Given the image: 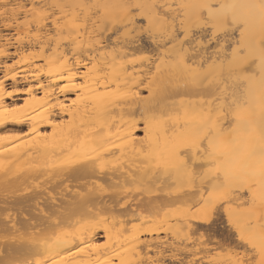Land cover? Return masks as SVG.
Segmentation results:
<instances>
[{
	"label": "bare ground",
	"instance_id": "1",
	"mask_svg": "<svg viewBox=\"0 0 264 264\" xmlns=\"http://www.w3.org/2000/svg\"><path fill=\"white\" fill-rule=\"evenodd\" d=\"M262 130L264 0H0V264H264Z\"/></svg>",
	"mask_w": 264,
	"mask_h": 264
},
{
	"label": "rangeland",
	"instance_id": "2",
	"mask_svg": "<svg viewBox=\"0 0 264 264\" xmlns=\"http://www.w3.org/2000/svg\"><path fill=\"white\" fill-rule=\"evenodd\" d=\"M143 36H144V35H142V37H143ZM143 38H144V37H143ZM144 39H145V38H144ZM69 96H70V97H73V94H70ZM18 103L20 104V101H19ZM10 173H11V172H10ZM16 173H17V172H16ZM16 173H13V175L15 174L14 178H13L12 176H10V175H12V173H11V174H7V177L9 176L10 178H9V179L7 178L6 181H7V180H9V182H11V181H12V182H16V181H18V182H20V183H16V184H17V185H18V184H19V185H20V184L22 185L24 182H21L22 180L18 177V175H16ZM3 174H4V173H3ZM2 178H3V177H1L0 180H1ZM4 178H5V177H4ZM12 179H13L14 181H13ZM29 179H30V178H29ZM32 179H33V180H29V181H32L33 184H31L30 182H27V183H26L27 186L29 187V184H31V185H35L36 183H38V184H36V186H38V185H39V182H36V181H35V178H32ZM10 180H11V181H10ZM26 180H27V179H25L24 181H26ZM1 181H3V179H2ZM27 181H28V180H27ZM34 181H35V182H34ZM37 181H38V180H37ZM9 182H8V183H9ZM1 183H2V182H0V184H1ZM4 183H5V182H4ZM26 184H23L24 187H22L23 185H22V186L20 185L22 188H21V187L19 188V186H17L18 188L15 189V190H18V191H17L18 194H19V189H20V193H22V192L24 193V192H25V193L27 194V191H28L30 188L28 189L27 186L25 187ZM1 186H4L3 189H2V190H4L5 185H2V184H1ZM1 186H0V187H1ZM30 187H33V186H30ZM1 188H2V187H1ZM1 188H0V192H3V191H1ZM12 188H14V186H13ZM12 188H11V189H12ZM15 188H16V187H15ZM23 188H27V189H25L26 191H25ZM33 188H35V187H33ZM6 189H7L6 192L8 193V196H7V193H5V192H3V193H5L6 198L3 197V196L1 197V195H0V198H1V199L3 198V200H2L3 202H1V204L3 203L2 205H4L5 202H6L5 204L8 205L9 202L11 203V201H12L13 198H14V200H16V199L18 200V199H19V198H18L19 196L15 193L16 191L13 192L14 190L12 189L13 191L11 190V192H8L9 187H8V188L6 187L5 190H6ZM21 189H23L22 192H21ZM5 190H4V191H5ZM9 190H10V189H9ZM137 190H138V192H139V189H137ZM29 191L32 192L33 189L31 188V190H29ZM131 191H132V190H131ZM133 191L136 192V189L133 190ZM133 191H132L131 194L134 193ZM140 191H142V190H140ZM30 192H28V193H30ZM156 192H158V191H156ZM139 193H145V192L143 191V192H139ZM14 194H15V195H14ZM2 195H3V194H2ZM5 195H4V196H5ZM19 195H20V194H19ZM21 195H22V194H21ZM140 195H142V194H140ZM16 196H17V197H16ZM132 196H133V195H132ZM132 196H131V197H132ZM134 196H139V195H136V193H135ZM8 197H10L11 200H10ZM4 198H5V199H8V200L4 201ZM1 199H0V201H1ZM130 199H131V198H130ZM14 200L12 201V203L14 202ZM6 205H4V206H1V205H0V207H1V208H0V215H3V210H5V209H6L5 212H6V213L9 212L10 215L12 214V212L14 213L13 216H14V215H15V216H18V215H19V213L16 214V210H17L18 208H16V207L14 206L15 211H12V210H8V209H7L8 206L5 207ZM13 205H14V204H13ZM167 205H169V204H167ZM171 206H172V205H171ZM3 207H4V208H3ZM10 207L13 208L12 205H11ZM142 207H143V206H142ZM142 207H141V208H142ZM174 207H175V206H174ZM221 207H222V204H220V206H218V207H217V210L214 212V216H215V218H214V217H213V218H212V217L210 218V219H213V222H214V223L212 222V220H211L210 222L208 221L209 223L212 222V224H209V223L207 222L208 225H207V223L204 224V226L201 227L202 229H201V228H200V229H197V231H194V233L192 232L191 235L189 234L190 236H186V235H185V236H183V237H181V238L179 237V238L176 239V241H175V238L172 237L171 234H170V235H166V234H168V232H166V233H165L166 237H163V236H165L164 233H160V234H159V235H160V238H161V235H162V234H163V235H162V239H163V238H164V239L167 238V240L170 241L169 239L172 238V242L170 241V242L167 243V245H169V246H167L168 248H169L170 246H171V247L173 246V245H170V244H174V245H175V242L178 243V242H180V241H182V240H184V243L181 242V244H183V245H179V243H178V244H177L178 247H180V246L183 247V246L188 245V244H189V245H191V244L193 245L194 243H191V242L194 240V239L192 240V237H193L192 235L196 236L197 238H199V236H200V238H201V237H202L201 235H202L203 233H204V234L206 233L205 235L203 234L204 237H206L208 234H212V235H214L215 233H218L217 235H214V236H212V237H213V238H214V237H216V238L219 237V238L217 239V243H218V244L221 242L219 245H223V244H224L223 246H225L226 243H227V244H232V242H234V241L236 242V241H237V239H236L237 237L234 236V235H236V234H235V232H232V231H234V229L231 230V228H233V227L231 226V224L229 223V224H230V226H229V224L226 223V222L228 221L227 218L225 217L226 215H225V213L222 214V210L224 209V207H223V209H222ZM144 208H145V207H144ZM172 208H173V207H169V208L167 207L166 209H172ZM220 208H221V211L218 212V210H219ZM142 209H143V208H142ZM163 209H165V207H164ZM13 210H14V209H13ZM18 211H19V209H18ZM5 212H4V213H5ZM215 213H216V215H215ZM5 215H6V214H5ZM212 216H213V215H212ZM216 217H217V218H216ZM225 218H226V219H225ZM210 219H209V220H210ZM216 219H217V220H216ZM215 220H216V221H215ZM220 220H221V221H220ZM228 222H229V221H228ZM227 225H228V227H227ZM222 226H223V227H222ZM229 227H231V228H229ZM227 228H228V229H227ZM204 229H206L205 232L203 231ZM222 229H223L224 231H222ZM201 230L203 231V233H200V232H199V231H201ZM219 230H220V231H219ZM226 230H227V231H226ZM202 231H201V232H202ZM225 231H226L227 233H226ZM196 232H198V233H196ZM230 232H232L233 235H232V233H230ZM213 233H214V234H213ZM219 233H220V234H219ZM221 233H222V234H221ZM228 234H229V236H228ZM219 235H220V236H219ZM223 235H224V236H223ZM169 236H171V237L169 238ZM191 236H192V237H191ZM210 236H211V235H209V236L206 237V238H208V239H206V238L202 239L203 237H202L201 239L199 238L200 241H199L196 237H194V238H196L194 241H195V243L198 245V246H197V245H194V247L197 246V247L193 248V249H196V250L194 251L195 253L192 251L193 253L189 254V253H190V252H189L190 250L188 251L189 253H188V252H184V253H182V252H181L182 249H180L181 247H180V248H177L176 246H175V247H176V251H177V252L174 253V252H175V251H174V252L172 253V252H171V249H170V252H171V254H173V255H172L173 257H174L175 254H177L176 256H178L179 254H178V250H177V249H179V250H180L179 253L181 252V254H182V255H179V257L182 256L181 258H185V256L189 257L188 254H189L190 256H194V255H192V254H196V256H194V257L197 258L198 260L195 259V261H198V262H199V258H200V257L203 258L202 256H206V257H208L207 254L210 255V253H211V252H210V248H211L212 245H213L216 249L219 247V246L217 245V243H216V238H214L215 241H213L214 239H213L212 237H210ZM217 236H218V237H217ZM231 236H234V237H231ZM184 237H185V239H186V237H187V238L189 237V238L186 239V240H187V241H188V240H191V241H190V242H189V241H188V242L185 241ZM235 237H236V238H235ZM173 238H174V239H173ZM190 238H191V239H190ZM231 238H232V239H231ZM162 239H159V241H160V240L162 241ZM164 239H163V240H164ZM181 239H182V240H181ZM177 240H178V242H177ZM179 240H180V241H179ZM196 240H198V242H196ZM232 240H233V241H232ZM100 241H101V239H100ZM100 241H99V242H100ZM161 241H160V242H161ZM173 241H175V242H173ZM194 241H193V242H194ZM208 241H209V242H208ZM160 242H159V244H162V243L164 244V243H165V242H162V243H160ZM185 242H187L188 244H186ZM212 242H215L216 244H215V243H212ZM235 242H234V243H235ZM238 242H239V241H238ZM169 243H170V244H169ZM190 243H191V244H190ZM198 243H199V244H198ZM201 243H202V244H203V243H206V244L209 243V244H210V245H208L209 248H205V247H203ZM211 243H212V244H211ZM234 243H233V244H234ZM239 243H240V242H239ZM239 243H238V244H239ZM163 244H162V246L160 245L159 250H160V249H161V250L158 251V252L162 254L161 251L163 250L164 253H165V254H163V256H164V255H166V252H167L166 249L168 250V248L165 246L166 243H165V245H163ZM206 244H205V245H206ZM236 244H237V243H236ZM189 245H188V246H185V247H187V248L189 247L188 249H191V248H190L191 246H189ZM199 245H201L203 248H205V249H209V250L206 251V250H204V249L202 250V248H201L202 253H200V255L197 256V254L199 253V252L197 253V248L200 249L199 247H201V246H199ZM240 245H241V244H239V246H238V245H234V246H235L236 248L240 249V248L243 247L242 245H241V247H240ZM164 246H165L166 248H162V247H164ZM217 246H218V247H217ZM223 246H222V248H223ZM227 246H228V245H227ZM227 246H226V247H227ZM237 246H238V247H237ZM175 247H174V248H175ZM192 247H193V246H192ZM206 247H207V246H206ZM226 247H225V248H226ZM239 247H240V248H239ZM215 248L211 249V251H213ZM220 248H221V247H220ZM229 248H231V247L229 246ZM243 248H244V247H243ZM172 249H173V248H172ZM183 249H184V247H183ZM193 249H192V250H193ZM216 249H215L214 253L216 252V253L219 254L224 248H223L222 250L220 249V250H221L220 252H218L219 250L217 249V250H218V251H217ZM227 249H228V248H227ZM173 250H174V249H173ZM184 250L187 251L186 248H185ZM225 250H226V249H225ZM225 250H224V251H225ZM182 251H183V250H182ZM198 251H199V250H198ZM239 251H240V250H239ZM242 251H245V249H244V250L242 249ZM158 252H157V253H158ZM170 252H169V250H168V254H169L170 256L167 254L168 256L166 255V256H164V258H163V256L160 257L161 255H160L159 253H158V254H157V253H153V255H157V256H158V257L156 256L157 258L160 257L158 260H160L161 258H163V262H164V259H171V260L173 259V258H171V254H170ZM203 252H205V253H203ZM245 252H246V251H245ZM245 252H244V254H245ZM185 253H186V254L188 253V254L186 255ZM214 253L212 252V254H214ZM222 253H223V254H222ZM224 253H225V252H221L222 255H224ZM247 253H250V252L247 250L246 254L244 255V258H245V259H248V257H245L246 255L248 256ZM204 254H206V255H204ZM218 254H217V255H218ZM150 255H152V254L150 253ZM150 255H149V256H150ZM159 255H160V256H159ZM183 255H184V257H183ZM214 255H216V254H214ZM214 255H213V256H214ZM219 255H220V254H219ZM222 255H221V256H222ZM199 256H200V257H199ZM250 256H252L251 259H250L251 262H252V260H253V255H252V254L249 255V258H250ZM156 257H154V258H156ZM165 257H167V258H165ZM198 257H199V258H198ZM150 258H152V257H150ZM157 258H156V259H157ZM174 258H175V257H174ZM190 258L192 259L193 257H190ZM190 258H189V259H190ZM210 258H211V257H210ZM213 258H214V257H213ZM213 258H212V259H213ZM216 258H217V257H216ZM152 259H153V258H152ZM156 259H155V260H156ZM187 259H188V258H187ZM212 259H210V261H212ZM214 259H215V258H214ZM214 259H213V260H214ZM218 259H219V258H218ZM171 260H169V261H168V260H165V261H166L165 263L168 264L167 262H169L170 264H174V263L177 262V261H175L176 259L173 260L174 262L171 261ZM192 260H194V258H193ZM250 260H249V261H250ZM202 261H204L205 263H203ZM208 261H209V260L206 261V259H205V260L203 259V260H201L200 263H202V264H206ZM253 261H254V260H253ZM159 262L162 263V260L159 261ZM171 262H172V263H171ZM246 262H247V261H246ZM251 262H250V263H251ZM196 263H197V262H196ZM212 263H213V264H214V263H215V264H218V261H217V263H216V262H211V263H207V264H212ZM247 263H248V262H247ZM250 263H248V264H250ZM177 264H178V263H177ZM252 264H253V263H252Z\"/></svg>",
	"mask_w": 264,
	"mask_h": 264
},
{
	"label": "snow or ice",
	"instance_id": "3",
	"mask_svg": "<svg viewBox=\"0 0 264 264\" xmlns=\"http://www.w3.org/2000/svg\"><path fill=\"white\" fill-rule=\"evenodd\" d=\"M14 111V110H13ZM211 146V145H210ZM259 152V167L262 174H264V130L261 131L260 134V143L258 148L256 145L247 146V154L248 155H255V153ZM231 174L229 170H225V178L227 179L228 176ZM243 239V237H241Z\"/></svg>",
	"mask_w": 264,
	"mask_h": 264
}]
</instances>
